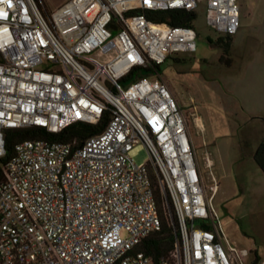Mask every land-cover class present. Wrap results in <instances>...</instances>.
<instances>
[{
  "label": "built area",
  "instance_id": "built-area-1",
  "mask_svg": "<svg viewBox=\"0 0 264 264\" xmlns=\"http://www.w3.org/2000/svg\"><path fill=\"white\" fill-rule=\"evenodd\" d=\"M238 1L64 0L49 11L46 0H0V157L6 129L58 133L110 113L80 146L15 145L0 183V264H234L178 105L142 70L193 52L196 37L145 11L202 5L206 26L232 36ZM139 143L143 165L128 157ZM149 166L175 219L174 249L158 262L140 250L161 228Z\"/></svg>",
  "mask_w": 264,
  "mask_h": 264
},
{
  "label": "rangeland",
  "instance_id": "rangeland-1",
  "mask_svg": "<svg viewBox=\"0 0 264 264\" xmlns=\"http://www.w3.org/2000/svg\"><path fill=\"white\" fill-rule=\"evenodd\" d=\"M46 1L49 11L64 3ZM263 5L264 0L237 2L238 28L231 36L228 66L218 60L220 50L207 43L208 37L215 40L220 35L206 26L204 7L198 6L192 21L195 50L170 56L160 65L158 76L185 120L210 209L221 235L235 249L234 264L250 263L254 253L264 264V173L252 160L254 149L264 140V116L254 113L250 75L241 77L236 57L258 49L255 38H264ZM250 6L254 9L249 14ZM128 157L136 165L149 161L141 143ZM223 248L227 249L225 242Z\"/></svg>",
  "mask_w": 264,
  "mask_h": 264
},
{
  "label": "trees",
  "instance_id": "trees-1",
  "mask_svg": "<svg viewBox=\"0 0 264 264\" xmlns=\"http://www.w3.org/2000/svg\"><path fill=\"white\" fill-rule=\"evenodd\" d=\"M144 15L146 16V19L152 23H165L170 27L192 28V21L194 19V12L185 10L145 11ZM231 42L232 37L229 35L219 36L215 40H212L210 37L207 38L208 44L213 45L220 50V56L218 60L226 66L230 65L229 52ZM173 60L175 62L178 61V59ZM142 73L144 75L152 74L159 76L161 69L160 66L152 65L151 68L143 69ZM129 77H131V75ZM128 79H124L122 81L127 82ZM109 116V111H105L96 124L77 122L68 125L58 133H49L45 129L35 126L4 130V155L0 157V183L4 178L2 171L3 167L12 156L14 147L18 143L26 140L40 139L50 142L68 144L70 146H80L88 139L93 138L102 132L109 120ZM252 160L259 170L264 173V140H262L255 148L252 154ZM148 169L160 214L161 228L159 231L151 233L143 240L142 244L140 245V250L145 255L150 256L154 262H158L161 259L168 258L170 252L174 249L175 238L173 226L175 225V219L167 198L162 194L158 187L157 172L151 166H149ZM167 211L170 212L171 219L167 215ZM258 262L259 259L254 253L253 260L250 264H259Z\"/></svg>",
  "mask_w": 264,
  "mask_h": 264
},
{
  "label": "crops",
  "instance_id": "crops-1",
  "mask_svg": "<svg viewBox=\"0 0 264 264\" xmlns=\"http://www.w3.org/2000/svg\"><path fill=\"white\" fill-rule=\"evenodd\" d=\"M253 9L254 6H250L246 11L249 13V10L252 11ZM262 37V35H259L255 38V41L258 44V49L253 48L252 50H247L236 55L239 60L241 77L244 78L247 74L250 75L248 77L252 88L251 98L252 101L256 103L254 113L259 116H264V38ZM243 81L245 80L243 79ZM244 102L245 98H243V103Z\"/></svg>",
  "mask_w": 264,
  "mask_h": 264
}]
</instances>
